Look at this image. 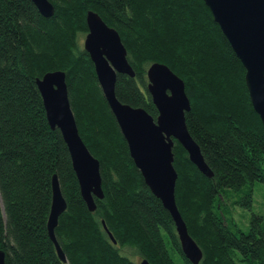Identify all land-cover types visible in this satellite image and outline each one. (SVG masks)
<instances>
[{
    "label": "trees",
    "instance_id": "obj_1",
    "mask_svg": "<svg viewBox=\"0 0 264 264\" xmlns=\"http://www.w3.org/2000/svg\"><path fill=\"white\" fill-rule=\"evenodd\" d=\"M42 16L31 0H0V248L3 264H193L182 253L174 222L134 164L83 49L87 10L116 29L134 76L117 73L121 101L155 116L146 90L149 63L182 78L190 101L186 127L210 176L173 138L174 195L202 250L197 264H264V211L252 210L264 185V129L249 101L244 68L203 0H49ZM65 72L78 132L99 160L102 197L89 210L67 145L47 122L36 77ZM55 173L66 206L50 239L46 220ZM256 190V189H255ZM248 208L241 224L235 207ZM115 238L113 242L102 221Z\"/></svg>",
    "mask_w": 264,
    "mask_h": 264
},
{
    "label": "water",
    "instance_id": "obj_2",
    "mask_svg": "<svg viewBox=\"0 0 264 264\" xmlns=\"http://www.w3.org/2000/svg\"><path fill=\"white\" fill-rule=\"evenodd\" d=\"M39 13L49 17L54 12L49 0H31ZM213 21L244 68V82L249 101L264 129V0H203ZM87 32L82 46L93 64L95 76L107 106L113 115L128 147L129 154L139 169L151 192L168 210L183 255L197 264L202 250L189 233L186 223L176 205L174 187L177 171L173 165V138L185 148L188 158L205 175L212 170L204 160L198 143L189 133L185 112L190 110V101L185 85L166 64L153 61L145 69L146 90L157 110L155 116L140 106L121 102L115 95L116 74L134 76L127 59V51L116 29L104 22L101 16L87 10ZM45 115L51 128L60 130L67 145L71 165L77 178L79 192L89 210L95 208V197H102L99 160L82 140L69 104L65 72L46 71L35 78ZM66 200L60 190L55 173L51 176V200L46 220V229L53 241L56 253L65 260L64 252L57 241L54 226L64 210ZM108 236L115 241L103 220ZM4 252L0 248V264ZM137 264H151L141 257Z\"/></svg>",
    "mask_w": 264,
    "mask_h": 264
},
{
    "label": "rangeland",
    "instance_id": "obj_3",
    "mask_svg": "<svg viewBox=\"0 0 264 264\" xmlns=\"http://www.w3.org/2000/svg\"><path fill=\"white\" fill-rule=\"evenodd\" d=\"M84 35L81 37V43L83 40ZM255 189L253 194V203L251 206L252 210H262L264 211V185L260 184L259 182L255 183ZM250 214V210L248 208H241L236 206L233 211V216L235 221L241 224L245 222V219ZM126 253H128L136 262L140 259V255L132 248H125Z\"/></svg>",
    "mask_w": 264,
    "mask_h": 264
}]
</instances>
